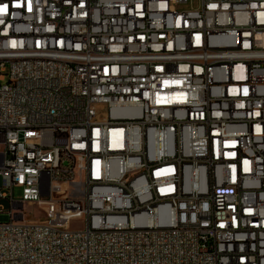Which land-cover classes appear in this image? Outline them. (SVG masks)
Masks as SVG:
<instances>
[{"label":"built area","instance_id":"1","mask_svg":"<svg viewBox=\"0 0 264 264\" xmlns=\"http://www.w3.org/2000/svg\"><path fill=\"white\" fill-rule=\"evenodd\" d=\"M0 9V264H264V0Z\"/></svg>","mask_w":264,"mask_h":264},{"label":"rangeland","instance_id":"2","mask_svg":"<svg viewBox=\"0 0 264 264\" xmlns=\"http://www.w3.org/2000/svg\"><path fill=\"white\" fill-rule=\"evenodd\" d=\"M198 3V0H193V5L196 7ZM181 10H188L190 9V4L182 6L180 8ZM2 184V177L0 176V188ZM12 196L14 200H21L22 199V190L20 188H15L12 191ZM1 207L4 209H8V203L6 201H1L0 203ZM24 211L28 215L29 218H40L42 219L43 213L41 211V207H39L36 203L31 204V203H25L24 205ZM82 222L81 219L74 220L72 222V227H80V223Z\"/></svg>","mask_w":264,"mask_h":264},{"label":"snow or ice","instance_id":"3","mask_svg":"<svg viewBox=\"0 0 264 264\" xmlns=\"http://www.w3.org/2000/svg\"><path fill=\"white\" fill-rule=\"evenodd\" d=\"M6 7V6H5ZM4 9H0V11H3Z\"/></svg>","mask_w":264,"mask_h":264}]
</instances>
